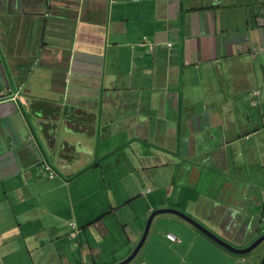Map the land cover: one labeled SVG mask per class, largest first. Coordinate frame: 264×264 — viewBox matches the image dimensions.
Returning <instances> with one entry per match:
<instances>
[{"label": "crops", "instance_id": "crops-1", "mask_svg": "<svg viewBox=\"0 0 264 264\" xmlns=\"http://www.w3.org/2000/svg\"><path fill=\"white\" fill-rule=\"evenodd\" d=\"M160 209L264 235V0H0V264L120 263ZM171 252L264 254L157 216Z\"/></svg>", "mask_w": 264, "mask_h": 264}, {"label": "water", "instance_id": "water-1", "mask_svg": "<svg viewBox=\"0 0 264 264\" xmlns=\"http://www.w3.org/2000/svg\"><path fill=\"white\" fill-rule=\"evenodd\" d=\"M160 215H174V216L182 219L183 221H185L186 223L190 224L192 227H194L195 229L200 231L202 234L207 236L209 239L214 241L216 244H218L219 246L223 247L224 249H226L227 251H229L235 255H247V254L251 253L252 251H254L262 243H264V235H263V236L257 238L249 247H247L245 249H235V248L231 247L230 245H228L226 242L217 238L216 235H214L212 232L207 230L205 227H203L202 225H200L199 223H197L196 221H194L193 219H191L190 217H188L184 213H182L178 210H175V209H160V210H156L153 213H151V215L149 216V218L146 222V225H145V228L143 231V235H142L138 245L136 246V248L133 250V252L125 260L121 261L118 264H130L136 258V256L140 252L141 248L144 246V243L148 237V234H149V231H150V228H151V225H152L154 218L157 216H160ZM261 264H264V257L261 261Z\"/></svg>", "mask_w": 264, "mask_h": 264}, {"label": "rangeland", "instance_id": "rangeland-1", "mask_svg": "<svg viewBox=\"0 0 264 264\" xmlns=\"http://www.w3.org/2000/svg\"><path fill=\"white\" fill-rule=\"evenodd\" d=\"M207 181H204L206 183ZM208 200L214 201V199L220 198L221 196L217 195H206ZM212 198V199H211ZM232 212H229L231 215ZM237 213V212H236ZM254 253L258 251L264 252V243H262ZM145 255H139V258L135 260L132 264H238V263H229L227 261H223L217 256L213 255H181L179 253L171 252V255H150L147 261L143 259ZM264 256V255H263ZM141 257V258H140ZM240 257V256H237ZM140 259V260H138ZM142 259V260H141ZM141 261V262H140Z\"/></svg>", "mask_w": 264, "mask_h": 264}, {"label": "clouds", "instance_id": "clouds-1", "mask_svg": "<svg viewBox=\"0 0 264 264\" xmlns=\"http://www.w3.org/2000/svg\"><path fill=\"white\" fill-rule=\"evenodd\" d=\"M141 44H143L144 45V42H142ZM47 167L49 168V170H47ZM45 169L48 171V173H49V178H53L54 176H55V173L52 171V169H51V167H49L48 165H45ZM50 173H52V177H50ZM151 215V214H150ZM174 216V215H173ZM189 217V216H188ZM191 218V217H190ZM155 219V218H154ZM192 219V218H191ZM194 220V219H193ZM195 221V220H194ZM71 224V225H70ZM72 225H73V227H72ZM190 225V224H189ZM69 226L71 227V234L73 235V234H77L78 235V232H79V230H78V228L76 227V225L74 224V223H69ZM197 230V229H196ZM208 230V229H207ZM200 232V231H199ZM204 235V234H203ZM215 235V234H214ZM207 237V236H206ZM217 237V236H216ZM167 238L169 239V240H171V241H175V237L174 236H172V235H169V236H167ZM208 238V237H207ZM217 238H219V237H217ZM220 239V238H219ZM211 240V239H210ZM221 240V239H220ZM223 241V240H222ZM214 242V241H213ZM229 245V244H228ZM232 247V246H231ZM249 247V246H248ZM223 248V247H222ZM247 248V247H246ZM258 248V247H257ZM256 248V249H257ZM236 249V248H235ZM245 249V248H244ZM255 249V250H256ZM226 250V249H225ZM229 252V251H228ZM253 252V251H252ZM251 252V253H252ZM231 253V252H230ZM251 253H249V254H251ZM231 254H233V253H231ZM249 254H247V255H249ZM235 255V254H234ZM264 255V254H263ZM138 256V255H137ZM136 256V257H137ZM236 256H245V255H236ZM263 257L264 256H262V258H261V260H260V263L259 264H261V261H262V259H263ZM136 259V258H135ZM134 259V260H135ZM125 260V259H124ZM133 260V261H134ZM133 261L131 262V263H133ZM130 263V264H131ZM118 264V263H117Z\"/></svg>", "mask_w": 264, "mask_h": 264}, {"label": "built area", "instance_id": "built-area-1", "mask_svg": "<svg viewBox=\"0 0 264 264\" xmlns=\"http://www.w3.org/2000/svg\"><path fill=\"white\" fill-rule=\"evenodd\" d=\"M47 170H49V168L47 167ZM50 177H52V173H50ZM71 225V224H70ZM72 227H73V225H72Z\"/></svg>", "mask_w": 264, "mask_h": 264}]
</instances>
